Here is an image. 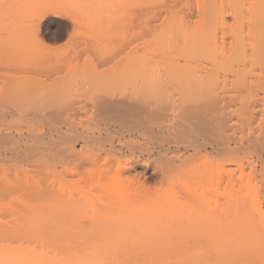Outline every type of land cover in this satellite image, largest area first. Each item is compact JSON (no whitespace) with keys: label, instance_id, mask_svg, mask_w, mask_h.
Listing matches in <instances>:
<instances>
[{"label":"bare ground","instance_id":"6f19581e","mask_svg":"<svg viewBox=\"0 0 264 264\" xmlns=\"http://www.w3.org/2000/svg\"><path fill=\"white\" fill-rule=\"evenodd\" d=\"M140 3L137 44H0V264L264 261V0Z\"/></svg>","mask_w":264,"mask_h":264},{"label":"rangeland","instance_id":"374dc122","mask_svg":"<svg viewBox=\"0 0 264 264\" xmlns=\"http://www.w3.org/2000/svg\"><path fill=\"white\" fill-rule=\"evenodd\" d=\"M143 1L0 0V44H137L135 36L143 17L137 12ZM251 236L249 241L255 238L259 243L258 235ZM256 254L257 264H263L262 253ZM250 261L245 263L254 264Z\"/></svg>","mask_w":264,"mask_h":264}]
</instances>
